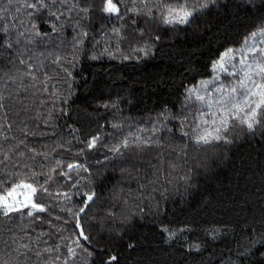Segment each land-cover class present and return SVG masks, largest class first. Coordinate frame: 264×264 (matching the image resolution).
<instances>
[{
  "label": "trees",
  "instance_id": "1",
  "mask_svg": "<svg viewBox=\"0 0 264 264\" xmlns=\"http://www.w3.org/2000/svg\"><path fill=\"white\" fill-rule=\"evenodd\" d=\"M114 2L123 18L104 13L103 0H80L94 9L85 19L67 12L73 0L58 3L53 10L65 15L57 32L44 22L54 17H30L25 0H0V26L10 29L6 37L0 32V194L20 181L49 190L34 197L45 212L0 213V264H45L56 255L58 264H102L110 255L117 256L114 264H264V127L250 133L237 125L232 144L197 146L184 135H191L198 111H208L189 98V89L206 94L233 85L236 77L213 80L212 65L228 49L246 48L245 40L250 44L264 27V0H208L191 23L176 25L162 22L160 0H148L151 18L127 11L133 0ZM202 2L187 0L190 8ZM82 31L88 37L75 48ZM28 71L36 88L28 87ZM201 81L212 83L201 88ZM133 136L150 139L151 146L110 151ZM94 137L100 139L90 150ZM69 163L88 171L69 172ZM91 188L98 198L81 217L88 251L77 248L72 258L74 221L60 209L78 208L83 197L77 191ZM65 192L71 200L56 195ZM138 192L154 197L143 201V213L136 208ZM25 243L59 250L24 256L16 249Z\"/></svg>",
  "mask_w": 264,
  "mask_h": 264
},
{
  "label": "snow or ice",
  "instance_id": "2",
  "mask_svg": "<svg viewBox=\"0 0 264 264\" xmlns=\"http://www.w3.org/2000/svg\"><path fill=\"white\" fill-rule=\"evenodd\" d=\"M9 3H11V0H9ZM58 3L67 4V0H25L24 7L33 10V12L28 13L30 17L39 13L54 17L55 22H44L50 23L53 31L58 32L60 30L58 22H60L61 17L65 15V12L61 11L59 8L53 10V6ZM157 7L163 9L162 22L164 24H189L192 22L197 11L208 7V0H203L202 3H199V7L193 6L191 8L188 6L187 0L175 6L166 4L164 3V0H160ZM142 8H147V12L142 13ZM74 10L81 19H85L94 9L89 6H82L80 0H73V3L67 8V12L71 13ZM101 10L106 14H115L119 18H123L120 15V9L114 0H103V7ZM17 11H19V9H17ZM127 11L132 12L135 15H148L151 18L152 10L151 7H149L148 0H139V5L137 4V0H133V6L127 9ZM70 18L71 17H69V19ZM37 19H42V16L37 15ZM21 23H23V21H21ZM133 23H135V20H133ZM77 24H79V20H77ZM31 28L35 30V34H40L37 23L33 22ZM9 30L8 26H0V32L4 33L5 37ZM113 31L117 35L119 34V29H113ZM20 35L22 36L23 32H21ZM87 37L88 32H80L79 39H77L75 43V48L82 46ZM257 37L261 38L258 43L249 45L248 40H245L246 48L235 50L240 53L238 59L235 51L233 49H228L221 55L219 60L215 61L212 65L214 72L236 77L237 81L235 84L230 87L220 84L206 94H201L200 89L198 88L189 89V98L191 99V97L194 96L199 104L204 105L208 109V111H198V115L196 116L197 122L192 128L191 135L188 132L184 133V135L189 136L197 146L215 145L220 143L232 144L233 139L231 138L230 133L237 125L240 128L246 129L250 133H254L258 128L264 127V27L251 34L253 40ZM156 39H159V36H157ZM6 46L11 48L12 44L9 42ZM92 58L96 59L95 56ZM59 59L60 58H57L56 62H59ZM232 61H236V63H232ZM66 62L72 64L71 60H67ZM20 63L25 64L26 61L21 59ZM237 64L239 67H237ZM29 68H31V66H29ZM64 71L68 76H71V72L67 68H65ZM25 75L30 76L33 81L28 87L36 88V84L34 83L37 79L36 76L31 71L26 72ZM218 79L219 75H216L213 78V80ZM210 83H212V81H201V88H207ZM41 84L44 85L43 90L47 91V82L41 81ZM39 90L40 89L37 88V91ZM213 93H215V95ZM2 99L3 97L0 96V100ZM3 107L4 104L0 102V108ZM10 127L11 125H9V128ZM113 127H119V125L114 124ZM140 131H143V129ZM152 131L154 133L156 129L154 128ZM32 135H35V133H32ZM99 139V137L91 139L87 144V148L90 150L96 148ZM21 143H23V141H21ZM134 146H151V141L150 139H142L140 136H133L131 139L126 137L119 145L113 146L110 151H112L114 155H123L122 149L127 150ZM109 159V157H105V160ZM56 163L58 166H61V161L57 160ZM97 163H100V161H97ZM66 167L69 172L77 168H83L85 172L88 171V169L82 164L69 163ZM172 167L174 168L175 165H172ZM52 171L55 172L56 169H53ZM122 171H127V169H122ZM61 174L65 173L61 172ZM190 178L191 177L189 176L181 177V179L184 180ZM149 183L155 184L156 181H149ZM73 187H77V185L74 184ZM139 187L143 189L146 185L141 184ZM48 191L49 190L42 185L36 187L33 183H26L24 181L13 183L10 187L6 188L2 194H0V213L4 216H9L13 212H19L22 208L29 207L33 211H29L27 213L28 216H33L34 212H45L47 211L46 207L35 202L34 197H36L38 192L48 193ZM152 191H156V189L153 188ZM49 195H51V193H49ZM56 195L57 197L63 195L65 200H71V196L66 192L62 194L57 193ZM77 195L83 197L80 200V206L78 208L75 210L72 208L60 209L61 211L67 210L68 215L74 221L73 236H75L76 239L72 241V244L75 245V247L69 246L67 248L68 256L72 258L76 256L77 248H80L85 252L88 251L81 242L90 241V237L86 234L84 225L81 223V217L90 211L91 205L95 203L98 198L95 188L83 192L78 190ZM128 195L132 196L133 193L129 192ZM136 199L140 200V203L136 204V208L140 213H143L145 211V208L141 206L143 201L146 199H154V197H151L150 194L138 192L136 194ZM125 203H127V201H125ZM109 215L111 216L112 213L109 212ZM57 219H60V217H57ZM164 231H168V229H164ZM174 235V232L170 233L169 239ZM39 239L40 237H37L36 241H33V243H36ZM20 248L25 250L20 253L21 255L26 256L28 253H33L37 258H41L45 253L51 254L52 252H58L59 250L58 245L55 248L45 247L41 250L39 247L34 249L27 243L20 245L16 251H19ZM88 254L89 256L92 255L91 252ZM60 260L61 257L56 255L54 258H50L49 261H46L45 264H58ZM116 260V255H110L107 260L102 262V264H114ZM63 264H68V260L64 259Z\"/></svg>",
  "mask_w": 264,
  "mask_h": 264
},
{
  "label": "rangeland",
  "instance_id": "3",
  "mask_svg": "<svg viewBox=\"0 0 264 264\" xmlns=\"http://www.w3.org/2000/svg\"><path fill=\"white\" fill-rule=\"evenodd\" d=\"M253 43H258V42H256V38H255V40L252 39V41L250 42L249 45H251V44H253ZM236 56H237V59H238V58H239V54H236ZM232 63H236V61H232ZM237 67H239L238 64H237ZM217 74H218V75H226V74H224V73H217ZM236 81H237V80L234 79V83H232V84H235ZM29 208H30V207H29Z\"/></svg>",
  "mask_w": 264,
  "mask_h": 264
}]
</instances>
